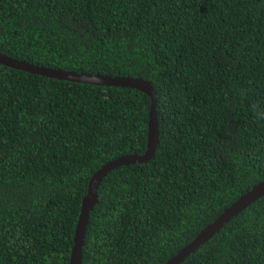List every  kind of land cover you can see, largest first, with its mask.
Returning a JSON list of instances; mask_svg holds the SVG:
<instances>
[{
	"label": "trees",
	"instance_id": "1",
	"mask_svg": "<svg viewBox=\"0 0 264 264\" xmlns=\"http://www.w3.org/2000/svg\"><path fill=\"white\" fill-rule=\"evenodd\" d=\"M0 53L155 91L154 155L102 178L81 264H162L264 180V0H0ZM150 105L0 64V264H69L90 178L145 152ZM180 264H264V196Z\"/></svg>",
	"mask_w": 264,
	"mask_h": 264
},
{
	"label": "water",
	"instance_id": "2",
	"mask_svg": "<svg viewBox=\"0 0 264 264\" xmlns=\"http://www.w3.org/2000/svg\"><path fill=\"white\" fill-rule=\"evenodd\" d=\"M0 64L11 67L13 69L25 71L28 73L38 74L51 78H58L72 82H84L96 85L130 87L144 92L150 97L151 105L148 122V138L147 147L144 153L140 155L128 154L122 155L116 159L104 163L89 180L87 193L82 199L81 210L75 230L74 244L71 250L69 264H81V246L88 221L89 212L97 201L96 189L102 178L112 169L121 165H129L132 163H146L154 155L155 148L158 143L157 120L155 113L156 96L155 91L148 80L139 77L128 76H110L102 74L77 73L74 71H63L49 67L32 64L23 60H19L0 53ZM264 196V180L253 185L248 191L241 194L228 207L224 208L221 214L212 222L208 223L201 229L197 235L183 246L179 252L169 258L162 264H180L187 256L193 253L200 245L204 244L209 238L216 233L224 223L231 217L237 215L248 205Z\"/></svg>",
	"mask_w": 264,
	"mask_h": 264
}]
</instances>
